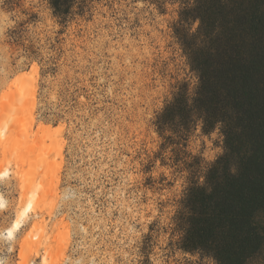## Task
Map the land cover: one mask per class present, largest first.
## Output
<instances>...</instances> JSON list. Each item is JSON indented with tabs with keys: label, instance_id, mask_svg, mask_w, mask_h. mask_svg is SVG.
I'll use <instances>...</instances> for the list:
<instances>
[{
	"label": "rangeland",
	"instance_id": "374dc122",
	"mask_svg": "<svg viewBox=\"0 0 264 264\" xmlns=\"http://www.w3.org/2000/svg\"><path fill=\"white\" fill-rule=\"evenodd\" d=\"M180 10L72 0L62 19L51 0H0V264H217L179 248L188 171L155 126L198 82L173 32ZM187 149L212 163L223 136L199 126Z\"/></svg>",
	"mask_w": 264,
	"mask_h": 264
},
{
	"label": "trees",
	"instance_id": "16d2710c",
	"mask_svg": "<svg viewBox=\"0 0 264 264\" xmlns=\"http://www.w3.org/2000/svg\"><path fill=\"white\" fill-rule=\"evenodd\" d=\"M71 4L51 0L62 19ZM173 32L198 79L155 121L162 151L188 171L173 219L179 248L217 264H264V0H181ZM199 126L223 136L212 163L187 149Z\"/></svg>",
	"mask_w": 264,
	"mask_h": 264
},
{
	"label": "bare ground",
	"instance_id": "6f19581e",
	"mask_svg": "<svg viewBox=\"0 0 264 264\" xmlns=\"http://www.w3.org/2000/svg\"><path fill=\"white\" fill-rule=\"evenodd\" d=\"M25 79H26V76L23 74V75H20V76H18L17 78H16V80L14 81V85H11L10 87H9V89H8V91L7 92H5V93H3L2 94V98L5 100V98H7L9 95H14L16 92H14L13 91V87L14 86H16V85H19V84H21V82H24L25 81ZM33 97H35V89H34V91H33ZM1 102V101H0ZM31 104V111H33L34 109H35V107H36V102H35V100H33V102L32 103H30ZM1 107V106H0ZM3 107V106H2ZM1 109V108H0ZM4 109V108H3ZM0 112H2L1 110H0ZM0 115H2V114H0ZM54 130V128L52 127V126H50V125H44V124H41L40 126H39V128H38V131H37V133L38 134H42V135H51V132ZM30 208L28 207L26 210H25V212H24V214H26L27 212H28V210H29ZM21 222H16L13 226H12V229H10L9 230V232H10V235L11 234H13L15 231H18L20 228H21Z\"/></svg>",
	"mask_w": 264,
	"mask_h": 264
}]
</instances>
